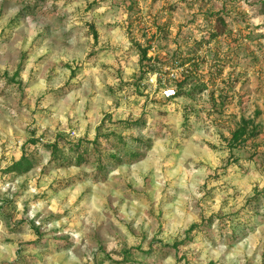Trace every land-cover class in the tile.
Returning <instances> with one entry per match:
<instances>
[{
    "label": "rangeland",
    "instance_id": "1",
    "mask_svg": "<svg viewBox=\"0 0 264 264\" xmlns=\"http://www.w3.org/2000/svg\"><path fill=\"white\" fill-rule=\"evenodd\" d=\"M146 47L179 96L141 85ZM263 189L264 0H0V264H264Z\"/></svg>",
    "mask_w": 264,
    "mask_h": 264
},
{
    "label": "trees",
    "instance_id": "2",
    "mask_svg": "<svg viewBox=\"0 0 264 264\" xmlns=\"http://www.w3.org/2000/svg\"><path fill=\"white\" fill-rule=\"evenodd\" d=\"M90 28L92 30V37L94 39V41L97 40V32L95 31L93 25H90ZM147 52H148V48H143L140 51V57H139V64L141 67V78L144 79L147 73L153 72L155 70H159L158 65H156L155 61L149 57H147ZM75 74V69L71 70V76H73ZM141 79V80H142ZM184 82H179L178 84H174V87L176 88V96H179V90L181 89V87L183 86ZM173 99V98H171ZM168 100V99H166ZM123 123L121 121L117 122L116 124H120ZM139 123H143V121H135L132 124L137 125ZM124 124L131 125L129 123H127V121L124 122ZM109 134H104L102 135L104 139H109L108 136L109 135H113L114 133H110ZM238 131H235L233 134V139L236 140L238 137ZM120 142L124 143L126 140L125 138L119 137L118 138ZM131 141L138 146V148H142V149H146L149 147V143L143 141L142 138L139 137H134L131 136L130 137ZM90 141H84V140H79L75 143H73L71 140H66L63 136H56V139L52 142V143H48L46 144V150L49 153V160H53L56 161L59 165H63V166H67L70 164H73L75 166H81L83 164H87L89 162H95V174H96V178L98 179L99 177L103 176V174L107 171V167L110 164L109 161H107L101 153V147L99 144L96 143L95 139L93 141H91V143H93L94 147L93 151L90 152V150L88 151V147L86 145H84V143H87ZM63 144H67V150L69 151L68 155H64L63 153ZM123 149V148H122ZM29 154V153H28ZM28 154H23L21 155V158L18 159L16 162H13V164L11 165V167L8 169V171L10 172H16L17 174H22L24 172H26L27 170H29L32 167V160H34L33 156H29ZM74 154V156H73ZM91 154L94 155L93 159L91 158ZM124 155L128 156L129 162H132L134 159L139 157V153L136 152H125ZM72 157H74V161H72ZM108 158H110L112 160V162L115 163V165H121L123 163V157L118 156L116 153H111ZM248 203L251 206L252 211L259 217L260 221L264 222V212H256L255 210H258L259 207L260 208H264V189L261 190V193H259L258 195L252 197L249 199ZM239 216V215H238ZM246 226L247 225H243L241 226L240 222L235 223L234 226V230L231 231V235L233 237H237V230H240L242 232L246 231ZM196 227V225H193L191 227V230L194 229ZM127 258L128 256L125 257L124 261L118 263V264H128L127 263Z\"/></svg>",
    "mask_w": 264,
    "mask_h": 264
},
{
    "label": "built area",
    "instance_id": "3",
    "mask_svg": "<svg viewBox=\"0 0 264 264\" xmlns=\"http://www.w3.org/2000/svg\"><path fill=\"white\" fill-rule=\"evenodd\" d=\"M141 85L152 93L158 91L160 97L164 100L171 99L176 96L175 88L166 84L164 74L158 70L147 73L141 82Z\"/></svg>",
    "mask_w": 264,
    "mask_h": 264
}]
</instances>
